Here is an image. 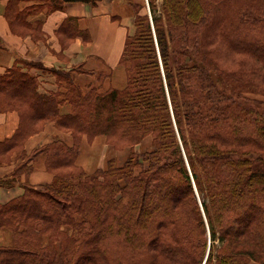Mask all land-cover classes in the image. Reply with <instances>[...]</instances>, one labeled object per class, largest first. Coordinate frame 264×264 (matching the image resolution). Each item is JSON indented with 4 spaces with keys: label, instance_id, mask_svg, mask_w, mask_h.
Here are the masks:
<instances>
[{
    "label": "trees",
    "instance_id": "trees-1",
    "mask_svg": "<svg viewBox=\"0 0 264 264\" xmlns=\"http://www.w3.org/2000/svg\"><path fill=\"white\" fill-rule=\"evenodd\" d=\"M68 1L99 0L44 4L58 9ZM148 6L126 38L123 89L81 88L72 70L27 61L1 75L5 110L20 111L5 150L48 120L69 130L73 144L43 146L46 166L60 168L53 180L24 186L0 205V228L13 234L0 247V264H200L207 230L221 246L215 254L210 243L204 264H247V257L264 264L263 104L237 105L231 89H216L201 50L208 32L210 44L216 37L264 67V0H162L159 12L155 0ZM15 10L11 4L9 20L22 25ZM24 66L54 75L58 89L40 92ZM65 101L71 110L61 114ZM82 134L130 147L151 135L152 146L141 155L145 164L134 150L122 165L110 160L91 175L75 163ZM20 171L0 182L10 185Z\"/></svg>",
    "mask_w": 264,
    "mask_h": 264
},
{
    "label": "crops",
    "instance_id": "crops-1",
    "mask_svg": "<svg viewBox=\"0 0 264 264\" xmlns=\"http://www.w3.org/2000/svg\"><path fill=\"white\" fill-rule=\"evenodd\" d=\"M145 1L148 3V0H99L96 4L68 1L63 2L61 8L48 9L44 0H0V77L18 62L27 61L41 63L47 68L72 70L73 80L81 88L91 85L101 86L103 90L123 89L127 84V69L121 57L127 36L135 31L136 12H146ZM156 2L161 4L162 0ZM11 4L24 18L18 30L27 33L13 31L8 16ZM23 70L36 75L40 92L58 89L56 77L51 73L47 72L46 77L36 71L41 69L33 66L30 70L24 66ZM4 98L5 92L0 93V181L10 177L17 164L26 162L17 157L21 148L32 153L34 148L56 140L66 146L72 145L71 136L59 135L63 133L54 127V122H49L40 131L25 137L22 143H16L11 148L12 153L5 155V145H11L20 118L15 110H5ZM70 110L66 101L59 106L61 114ZM101 143L107 145L103 135L98 134L91 142L84 136L76 165L87 173L93 171L91 163L97 165L105 160V156L103 159L100 156ZM41 155L25 163V169L32 165L31 172L21 170L8 186L0 182V205L20 197L24 186L38 188L51 180L52 176L44 166L47 154ZM11 242L12 232L0 228V245Z\"/></svg>",
    "mask_w": 264,
    "mask_h": 264
},
{
    "label": "rangeland",
    "instance_id": "rangeland-1",
    "mask_svg": "<svg viewBox=\"0 0 264 264\" xmlns=\"http://www.w3.org/2000/svg\"><path fill=\"white\" fill-rule=\"evenodd\" d=\"M155 3L157 5L158 12L161 11V4H157L156 0H155ZM144 7H145L146 12L148 13L149 6L146 1H145ZM20 22L21 21L19 18L12 20L11 27L13 31L27 33L26 30H18V26L20 25ZM208 36H210L208 32L202 36L203 38L202 42L205 47L203 46V44H201V50L202 51L205 50L204 51V61H207L210 64L209 72L211 73L214 81L217 83L216 89L223 88V85L231 89V92H229V96L233 98V100L235 101L237 105L240 104V105H245L247 107L253 106L255 108H258L256 101H259V104H263L259 106V109L263 111L264 110V67L262 66V61L248 56L247 53L239 54V53L233 52L231 48L229 49L227 48L229 46H226L222 43L220 44V39L216 37H214L215 39L214 38L212 39L214 41L212 42V44H210ZM200 65H204V63L200 62ZM26 67H28L29 70L31 68V66L30 67L26 66ZM36 71L46 77L49 75L47 74V71H39V70H36ZM31 75L36 77L35 74H31ZM245 98L253 99L254 102L247 101ZM16 106L17 105L15 104V107ZM9 108H14V106L10 105ZM9 110H14V109H9ZM15 111L18 113L19 118H20V111L16 109ZM49 122L53 123V121H50V120L41 122L42 125L40 122H36L34 127L37 128V130L34 132H31L30 134L40 131L41 129L44 128L45 124ZM54 127L57 130H59L61 133H63L59 135L69 134L72 138V144H73V136L69 130L58 127L55 125V123H54ZM30 134H28L27 136H29ZM99 135H103L105 137V143L107 145L101 143L102 146L100 150L101 152L100 156L102 155V159L105 156V160L100 161V163H97V165L101 163L103 164V162L104 164L103 166L96 168L95 166L97 165L91 163V166L94 167V170L89 172V174L92 175V174L100 173L101 170H104L108 166V162L110 160H112V162L114 161L115 165H122L128 158L129 154L134 150L139 156L138 160L141 162V164H145V162L141 159L142 158L141 155L144 152L150 151L151 146H152V136L151 135L144 136L141 140L138 141L136 145L132 147L126 144H122V143H119V144L115 143L116 145H118V146H115L112 143L114 141L113 138L107 139V137L104 134H99ZM84 136L87 137L88 142H91L97 135L89 136L87 134H82L81 139H80V144L82 143V139ZM80 144H79V152H80ZM43 146L45 145L34 148L32 153H26V151L23 149V151L19 153L17 157L24 159L26 161L25 163L30 162L31 160H36L39 157V155L41 154L43 155L44 150H41ZM11 153H12L11 149L5 150V155H10ZM42 155L41 157H43ZM25 163L17 164L14 170H17L18 168H20L21 170H24L25 172H28V173L31 172L32 165L29 164V166H27L25 169V166L27 165ZM44 166H45L46 171L50 173L52 176L51 180L47 182V183H50L56 174L55 172L59 171L60 168L50 169L46 166V161H44ZM66 170H71V169L67 168ZM47 183H44V184H47ZM204 237H206L207 246L205 248L200 264L205 263V260L209 253L210 243L214 244V248L212 251L215 254L217 252V249H219V247L221 246L218 238H216L215 240H212L211 242L208 230H207V233L204 234ZM12 243H13V234H12V242L9 245H11ZM1 246H8V245H0V247ZM238 248L244 249L242 246H239ZM247 259H248L247 264H263L261 260H255L253 258H248V257Z\"/></svg>",
    "mask_w": 264,
    "mask_h": 264
}]
</instances>
